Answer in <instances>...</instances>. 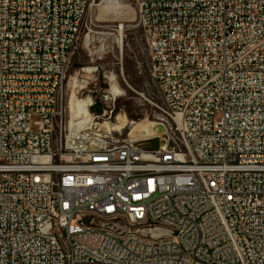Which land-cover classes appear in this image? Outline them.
Segmentation results:
<instances>
[{
  "label": "built area",
  "instance_id": "2783aa9c",
  "mask_svg": "<svg viewBox=\"0 0 264 264\" xmlns=\"http://www.w3.org/2000/svg\"><path fill=\"white\" fill-rule=\"evenodd\" d=\"M91 2L0 0V264H264V0H134L155 146L69 109Z\"/></svg>",
  "mask_w": 264,
  "mask_h": 264
},
{
  "label": "rangeland",
  "instance_id": "374dc122",
  "mask_svg": "<svg viewBox=\"0 0 264 264\" xmlns=\"http://www.w3.org/2000/svg\"><path fill=\"white\" fill-rule=\"evenodd\" d=\"M91 12L94 21L90 13L86 15L87 22H91L88 40L85 42L81 38L69 58L64 85L66 97L69 99L71 93V86L67 85L70 76L77 77L76 84H82L81 80L87 84L85 92L75 98H86L87 91L92 89L98 90L99 94L109 92L115 80L120 94L114 97L109 95L108 99L98 100L91 109L88 108L90 113H104L102 118L96 120V127L104 128L100 132L110 130L113 136L127 137L128 130L137 129L136 123H160L156 106L162 108V101L149 71L145 42L136 26L134 0H93ZM99 32L106 35L98 37L96 33ZM98 48L105 49L101 59H96L95 56ZM93 64L99 66L98 74L90 76L80 71L81 67ZM103 74L107 77H103ZM122 118L125 126L118 131L112 128ZM148 128L145 138L152 139L145 141L144 146L159 144L163 140L164 127L159 134L151 133L150 127Z\"/></svg>",
  "mask_w": 264,
  "mask_h": 264
},
{
  "label": "bare ground",
  "instance_id": "6f19581e",
  "mask_svg": "<svg viewBox=\"0 0 264 264\" xmlns=\"http://www.w3.org/2000/svg\"><path fill=\"white\" fill-rule=\"evenodd\" d=\"M107 1H111V0H107ZM108 3V2H107ZM93 5V2H91V4L89 5L88 7V13H90L91 17H92V20L94 21V18H93V15H92V12H91V7ZM96 35L98 37H103L105 36L106 34L105 33H102V32H99V33H96ZM85 70H89V68H85ZM79 76V75H78ZM111 78L113 77L112 76V73H110L109 75ZM76 76H70L69 79H68V82H67V85L71 86V93L69 94V99H68V106H69V109L71 112L74 113V116H77L78 118V123H81V122H90V120L92 119V115L91 113L89 112L88 110V104L90 102V97L87 96L86 98H75L77 97L76 94H75V89L74 87L76 86ZM109 92L114 96V95H118L120 94V89L119 87L117 86L115 80L113 81V83L111 84L110 88H109ZM97 123H95L96 125ZM137 124V129L136 130H128L129 133H127V137L126 138H130V139H147L145 138V135H146V131L147 129H149L148 127H150V130H151V133L154 132L156 134H159L161 133V130H162V127L161 126L162 124L159 123V122H140V123H136ZM160 124V125H159ZM125 126V120L122 118L120 120L119 123H116V125H114L112 128H114L115 130H120L122 127ZM104 128H101V129H97L99 132L102 131ZM123 130V129H122ZM164 132V131H162ZM103 135H111V131H104V132H101ZM163 134V133H162Z\"/></svg>",
  "mask_w": 264,
  "mask_h": 264
}]
</instances>
